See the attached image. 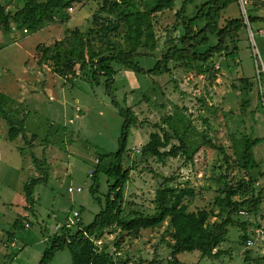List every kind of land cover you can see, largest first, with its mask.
<instances>
[{
  "label": "rangeland",
  "instance_id": "1",
  "mask_svg": "<svg viewBox=\"0 0 264 264\" xmlns=\"http://www.w3.org/2000/svg\"><path fill=\"white\" fill-rule=\"evenodd\" d=\"M1 1L6 8H12L23 0ZM182 1L174 0L172 9L153 14L156 49L151 56L137 58L141 66L152 67L170 43L169 38L180 34L175 12ZM204 1L188 3L186 15L192 16ZM246 1H232L223 10V18L244 14L247 26L240 32L235 61L227 60L224 53L211 59L216 80L210 81L205 73L180 68L153 78L127 69L115 75L113 87L119 101L130 105L142 122L131 128L127 139L133 163L124 190L125 213H152L157 189L185 185L196 191L192 199L185 198L189 210L205 208L217 213L221 208L213 202L215 186L208 179L226 175L234 177L235 182H248L249 174L233 161L245 137L259 139L253 149L260 173L264 174V23L249 24L246 18L250 8L254 14L264 16V0ZM101 2L83 0L68 9L56 10L54 21L35 32L17 29L14 23L12 31L0 32V92L9 96L0 103L8 117L26 116V137L9 140L0 111V264H37L57 222L63 223L67 215L78 210L81 221L72 227L76 229L92 221L100 209L89 191L94 184L89 174H93L97 155L117 150L122 118L103 90L102 77L93 83L81 77L63 79L51 72L49 60L38 66L40 51L36 47L50 46L55 41L68 45L72 30L84 32L104 19L115 21L116 14L103 11ZM153 4L154 0H130L127 7L146 9ZM177 115H183L185 124L190 121L194 127L192 142L200 145L192 161L183 154L169 157L165 163L153 157L143 158L140 149L149 134L160 131V127L173 134L166 119ZM176 125L180 128L183 124ZM171 142L178 143L174 137ZM219 146L222 151L216 148ZM109 162L110 159L104 161L105 169ZM42 169L47 172V181L36 185L35 204L24 216L23 184L31 177L43 176ZM260 173L251 172L255 193L264 187ZM165 177L173 178L165 181ZM108 179L104 171L98 172L95 196L103 198ZM69 186L82 189L68 191ZM16 218L22 221L20 229L12 228ZM216 218L210 214L208 220ZM234 218L237 225L229 227L228 240L218 247L225 254L209 259L198 250L185 251L178 255L181 264H264V196L258 210L244 211ZM255 228L262 229L263 234L248 245L244 238L255 235ZM10 234L15 239L11 245L7 241ZM172 241L166 218L153 228L142 229L137 236L119 226L106 229L95 240V246L110 256L108 264H150L154 259L170 264L168 243ZM48 264H72L68 250H58Z\"/></svg>",
  "mask_w": 264,
  "mask_h": 264
},
{
  "label": "trees",
  "instance_id": "2",
  "mask_svg": "<svg viewBox=\"0 0 264 264\" xmlns=\"http://www.w3.org/2000/svg\"><path fill=\"white\" fill-rule=\"evenodd\" d=\"M83 0H23L20 5L6 8L0 0V32H10L11 25L15 28L25 29L27 32L38 31L46 24L54 21L56 10L68 9L75 2ZM194 0H183L181 7L175 12L176 28L180 34L169 38L170 43L156 59L150 68L141 66L139 57L151 56L156 49V35L153 28L154 13L174 7V0H154L150 8L129 10L130 0H102L100 8L107 13H115L116 19L94 23L87 31L72 30V40L68 45L63 41H55L50 46L36 49L40 51L37 60L42 66L48 60L51 62V72L63 79L74 80L77 77L88 82H98L104 79L103 90L110 98L111 104L116 108L122 118L121 133L118 139V148L115 152L99 154L96 157V166L91 177L94 184L89 188L93 199L100 209L95 213L92 221L73 229L74 225L65 223L51 235L49 245L44 249L37 264H48L53 255L66 248L70 254L72 264H108L110 256L97 251L95 240L106 229L119 226L120 230L131 236H137L142 229H150L162 223L166 218L170 225L173 241L168 243L170 250V264H181L178 255L185 251L198 250L202 257L217 259L226 253L219 245L228 240L230 226H236L234 215L246 212H255L263 201L264 187L255 193L251 186V172L260 173L259 163L255 159L253 147L259 142L258 138L245 137L242 147L237 148V158L233 161L238 169L249 174L248 182L234 181V177L226 175L212 176L208 180L215 186L216 194L213 202L221 208L212 213L205 208L191 211L185 198L192 199L196 191L193 187H164L157 189L153 200L154 210L145 213L139 210L124 211L125 184L128 182L132 169V149L127 146V139L131 128L138 127L139 121L134 109L122 104L114 91V78L120 69H127L145 77H157L164 73L171 74L173 69L180 68L185 71L195 70L205 73L210 81L216 80V69L211 59L224 53L226 59L235 61L239 55L240 32L245 29L244 14L239 17L223 18V10L232 1L238 0H205L192 16L186 15V5ZM249 24L264 23V16L254 14V9L246 10ZM213 37L214 40L211 41ZM229 44L232 47H229ZM64 45V47H63ZM81 75L78 76V73ZM246 82V81H245ZM0 100H9V96L0 92ZM0 111L7 123V138L15 140L19 136L26 137V116L20 119L8 117L0 103ZM183 115L174 119H166L170 134L163 127L160 131L149 134L148 140L141 146L140 154L143 158L153 157L165 163L169 157L188 155L192 161V154L199 148V144L192 142L191 135L194 127L190 121H183ZM183 125L179 128L177 123ZM176 138L178 143L171 142ZM223 150L222 147H216ZM190 154V155H189ZM110 159L109 166L104 168V161ZM227 159V158H226ZM104 171L109 178L107 191L103 198L95 196L98 187L97 174ZM43 176L31 177L23 184L24 206L26 211H32L35 204L34 190L36 185L46 182V171L42 169ZM264 178V174L260 173ZM173 177H165V181ZM251 180V181H250ZM237 196V198H235ZM210 214L217 218L209 221ZM79 225V224H78ZM22 221L16 218L12 223L13 229H20ZM247 237V236H246ZM249 237L255 239L254 233ZM8 235L7 240H12ZM246 252V251H245ZM150 264H161V260H150Z\"/></svg>",
  "mask_w": 264,
  "mask_h": 264
},
{
  "label": "built area",
  "instance_id": "3",
  "mask_svg": "<svg viewBox=\"0 0 264 264\" xmlns=\"http://www.w3.org/2000/svg\"><path fill=\"white\" fill-rule=\"evenodd\" d=\"M242 4L246 3L247 1L246 0H241ZM91 175V174H89ZM82 188L80 186H77L76 188L72 187V186H69L68 187V191H74V190H81ZM80 220V213L78 210H74L71 212L70 215H67L66 216V220H64L63 223H65L66 226H71V225H74V224H77V222ZM26 225H28V223H26ZM62 225V223H57L56 224V229H58L60 226ZM254 232H255V236L258 237L260 236L261 234H263V230L260 229V228H255L254 229ZM254 239L253 237H249L247 239V244L248 245H253L254 244ZM1 264H6L5 262H2Z\"/></svg>",
  "mask_w": 264,
  "mask_h": 264
},
{
  "label": "crops",
  "instance_id": "4",
  "mask_svg": "<svg viewBox=\"0 0 264 264\" xmlns=\"http://www.w3.org/2000/svg\"><path fill=\"white\" fill-rule=\"evenodd\" d=\"M34 211H35V209H34ZM34 211H33V213H34ZM26 212H27V211L24 212V214H23L24 216H27ZM57 223H59V222H57ZM57 223H56V224H57ZM56 224H55V226H54V231L51 232V235H52L53 233H55V231H56ZM25 225H26V223H25ZM26 226H28V225H26ZM48 234H50V233H48ZM7 241L9 242L10 245H11L12 242L15 243V239H14V238H13L12 240H7Z\"/></svg>",
  "mask_w": 264,
  "mask_h": 264
}]
</instances>
